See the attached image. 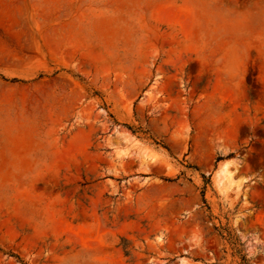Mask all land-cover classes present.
Instances as JSON below:
<instances>
[{"label":"rangeland","instance_id":"obj_1","mask_svg":"<svg viewBox=\"0 0 264 264\" xmlns=\"http://www.w3.org/2000/svg\"><path fill=\"white\" fill-rule=\"evenodd\" d=\"M0 22V264H264V0Z\"/></svg>","mask_w":264,"mask_h":264},{"label":"crops","instance_id":"obj_2","mask_svg":"<svg viewBox=\"0 0 264 264\" xmlns=\"http://www.w3.org/2000/svg\"><path fill=\"white\" fill-rule=\"evenodd\" d=\"M0 44H5L6 46L8 45V43L10 42V41H16L17 39V37H15L14 36V34L11 32V31H9L6 27H5V25H3V23L2 22H0ZM2 34H4V35H2ZM5 52V53H4ZM9 52L7 51V50H5V51H0V57L2 56V54H8ZM2 59H7V57H1L0 58V60H2Z\"/></svg>","mask_w":264,"mask_h":264},{"label":"bare ground","instance_id":"obj_3","mask_svg":"<svg viewBox=\"0 0 264 264\" xmlns=\"http://www.w3.org/2000/svg\"><path fill=\"white\" fill-rule=\"evenodd\" d=\"M221 172H225V166L222 167Z\"/></svg>","mask_w":264,"mask_h":264}]
</instances>
